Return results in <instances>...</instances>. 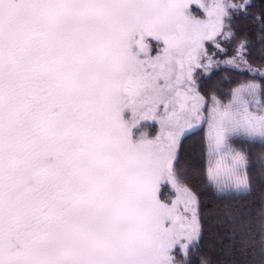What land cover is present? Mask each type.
<instances>
[{"label":"snow or ice","instance_id":"snow-or-ice-1","mask_svg":"<svg viewBox=\"0 0 264 264\" xmlns=\"http://www.w3.org/2000/svg\"><path fill=\"white\" fill-rule=\"evenodd\" d=\"M249 7L0 0V264H192L199 200L181 179L182 138L208 124L205 182L221 198L243 200L253 168L264 173V152L254 163L244 147L264 148V71L246 39L222 62L209 54L225 52L220 38L235 39L233 17ZM221 64L261 83L206 98L196 72ZM228 225L234 246L264 260V206Z\"/></svg>","mask_w":264,"mask_h":264},{"label":"trees","instance_id":"trees-1","mask_svg":"<svg viewBox=\"0 0 264 264\" xmlns=\"http://www.w3.org/2000/svg\"><path fill=\"white\" fill-rule=\"evenodd\" d=\"M240 3V0H230ZM229 31L235 32V39L222 41L221 46L236 49L241 40L248 41L247 60L256 69L264 70V0H251V7L235 14L232 27ZM261 83L257 76L229 68H220L204 77L197 83L201 95L206 98L216 95L222 102L227 103L231 98L232 89L242 83ZM251 152L255 163L264 148L259 145H244ZM208 140L205 125L195 128L182 138L180 149V167L185 170L181 179L192 187L199 200V224L201 236L199 243L193 248L189 259L192 264H264V260L257 250L249 254L242 252L235 242L228 236L232 228L228 220L242 209L244 213L255 216L264 206V173L255 167L252 170V193L243 200L221 198L206 184L205 172L208 165ZM173 193H175L173 191ZM239 235V233H236ZM180 259V257H177Z\"/></svg>","mask_w":264,"mask_h":264},{"label":"rangeland","instance_id":"rangeland-1","mask_svg":"<svg viewBox=\"0 0 264 264\" xmlns=\"http://www.w3.org/2000/svg\"><path fill=\"white\" fill-rule=\"evenodd\" d=\"M192 11H193L194 15H197L198 17L203 18V10L199 9L196 4L192 5ZM220 39H221V42L224 41L223 38H220ZM150 43L152 45L156 44L155 41H150ZM224 49H225V52H220L214 46H209V54L212 55L214 60H219V61L222 62L225 59L231 58L233 56L234 52H235V50L231 49V48H228V49L224 48ZM156 51H157L156 48L153 47L151 54L152 55H156ZM220 68H227V67H224L222 64H221L220 67L213 66V68L211 69V73L214 72L215 70L220 69ZM254 69H256V68H254ZM262 71H264V70H262ZM245 72H247V71H245ZM208 76H209V74H206V73L203 72V70L198 69L197 72H196L197 83L199 82L200 79H202L204 77H208ZM203 124L205 125V128H206L207 140H208L209 127H208L207 123H203ZM203 124L198 125L196 128L200 127ZM159 127L160 126H159L158 123H156L154 121H147V122H144V129L143 130L145 132H147L149 134V136H154V135H156L159 132ZM161 190L163 192V198L165 200H175V199H177V195L178 194L172 189L171 185L162 186ZM173 191L175 193H173ZM181 207H182V205H181Z\"/></svg>","mask_w":264,"mask_h":264}]
</instances>
